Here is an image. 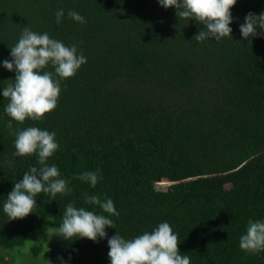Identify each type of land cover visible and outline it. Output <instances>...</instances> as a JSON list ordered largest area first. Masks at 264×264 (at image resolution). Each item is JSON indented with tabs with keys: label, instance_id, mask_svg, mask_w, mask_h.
I'll use <instances>...</instances> for the list:
<instances>
[{
	"label": "trees",
	"instance_id": "trees-1",
	"mask_svg": "<svg viewBox=\"0 0 264 264\" xmlns=\"http://www.w3.org/2000/svg\"><path fill=\"white\" fill-rule=\"evenodd\" d=\"M230 12L231 37L197 42L204 26L158 0H0V247L21 245L47 221L43 263L110 264L109 238L130 240L167 222L190 264H264V250L239 246L250 222H264V29L240 33L249 12H264V0H236ZM25 27L75 44L87 62L60 80L55 110L19 123L5 112L3 88L16 73L2 62ZM28 127L56 133L59 147L46 164L71 192H41L33 213L8 220V193L42 167L35 153L14 155L10 132ZM98 169L95 187L78 178ZM160 181L168 183L158 188ZM91 196L111 199L119 215L87 203ZM69 203L111 219L106 237L57 236Z\"/></svg>",
	"mask_w": 264,
	"mask_h": 264
},
{
	"label": "clouds",
	"instance_id": "clouds-1",
	"mask_svg": "<svg viewBox=\"0 0 264 264\" xmlns=\"http://www.w3.org/2000/svg\"><path fill=\"white\" fill-rule=\"evenodd\" d=\"M158 2L164 8L175 7L177 17L187 21L194 18L204 26L206 30H200L194 36L197 42L209 37L217 41L231 37L232 29L229 25L233 18L230 9L236 4V0H158ZM63 15V9L56 12L57 23H60ZM68 15L81 24L85 22L84 17L75 11H69ZM257 28L264 29V12L259 15L249 12L244 23L240 25L241 36L243 38L256 36ZM10 49L12 59L4 60L2 63L7 70H15V83L3 88L2 95L9 99L5 112L19 123L29 118L42 120L47 113L55 110L61 91L60 80L73 77L87 62L82 54L77 55L75 44L65 46L61 41L50 38L47 33L39 34L27 27L23 29L18 43ZM49 65L54 67V73L42 71ZM7 128L12 129L11 121L8 122ZM10 134L16 136L14 155L30 156L35 153L42 165L39 170L31 167L8 193L3 211L7 214L8 220H14L23 219L33 213L37 206L35 198L41 192L49 194L54 199L57 194L70 193L71 189L65 179L59 178V169L55 165L46 164L48 158L59 147L55 140V132L28 127ZM8 163L11 164L10 161ZM78 178L90 182L92 187L102 179L99 169L96 172L81 173ZM86 202L99 205L110 215H119L111 199L102 202L98 196H91ZM105 226L113 227V221L84 208L78 209L69 203L63 213V221L57 230V236L65 240L80 237L95 242L98 237L101 239L106 237ZM179 243L180 240L169 223L163 222L151 233L145 232L130 240L115 234L108 239V257L110 264H190L188 256L180 255ZM239 246L246 252L264 250V222H250L246 234L240 238Z\"/></svg>",
	"mask_w": 264,
	"mask_h": 264
},
{
	"label": "rangeland",
	"instance_id": "rangeland-1",
	"mask_svg": "<svg viewBox=\"0 0 264 264\" xmlns=\"http://www.w3.org/2000/svg\"><path fill=\"white\" fill-rule=\"evenodd\" d=\"M164 181L157 184L158 188H164ZM52 230L47 221H43L40 226L27 232L21 245L8 248L0 247V264H45L43 263L46 235ZM40 245L39 251L31 252V246Z\"/></svg>",
	"mask_w": 264,
	"mask_h": 264
}]
</instances>
